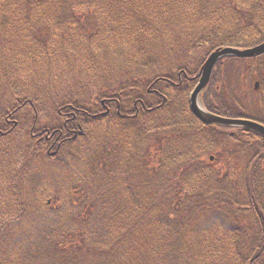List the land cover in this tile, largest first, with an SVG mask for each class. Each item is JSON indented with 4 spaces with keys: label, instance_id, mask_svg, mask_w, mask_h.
Returning a JSON list of instances; mask_svg holds the SVG:
<instances>
[{
    "label": "trees",
    "instance_id": "trees-1",
    "mask_svg": "<svg viewBox=\"0 0 264 264\" xmlns=\"http://www.w3.org/2000/svg\"><path fill=\"white\" fill-rule=\"evenodd\" d=\"M93 5L105 25L95 39L96 25L84 17ZM113 22L123 25L114 29ZM9 33L10 48L27 52L32 46L36 58L56 66H73L92 54L106 59L112 49L139 52L159 40L172 47L181 33L191 37L188 51L247 48L264 41V0H1L0 37ZM152 62L151 56L135 64L147 70ZM198 68L184 63L149 78L132 73L116 88L56 101L51 124H37L40 110L33 98L0 108V138L16 131L27 108L33 112L28 136L49 164L83 167L76 181L57 190L41 187L40 177L28 183L37 205L28 232L20 233L18 223L28 205L19 202L17 191L0 196L3 264H264V222L252 200L258 182L253 167L264 158H245L249 199L236 193L233 178L226 179L244 158H215L221 168L202 158L208 127L189 102ZM202 98L208 109H218L208 102L207 88ZM85 143L94 148L92 158ZM154 145L164 157L149 169L145 158ZM136 174L148 183L142 203ZM242 211L251 212L250 225Z\"/></svg>",
    "mask_w": 264,
    "mask_h": 264
},
{
    "label": "rangeland",
    "instance_id": "rangeland-1",
    "mask_svg": "<svg viewBox=\"0 0 264 264\" xmlns=\"http://www.w3.org/2000/svg\"><path fill=\"white\" fill-rule=\"evenodd\" d=\"M91 7L85 8V10H92L94 13L90 16H94L95 18L90 19L86 11H84V17L88 21H92L88 25H96L94 28L96 30L94 34L96 35L94 36L95 39L99 34L101 35L105 25L102 19H99V9L95 5ZM114 22V29L119 25H123L121 22H116V24ZM37 37L40 40L44 39L45 34H40ZM13 39L14 36L10 33L6 37H0V108L2 106L12 107L13 103L18 100L33 98L40 110L37 116V124L42 122L51 124L57 120L56 111L53 107L56 101L62 102L72 96L83 98L86 95L91 97L97 94L98 91H103L109 85L116 88V85L123 77L125 78L132 73L141 77L146 75V78H149L150 76L164 73L174 68L176 70L178 67L184 66V63L188 64L190 69H194L203 60L208 50V48H202L198 51L193 49L188 51L187 48L189 47V39L191 37L187 33H181L179 34V40L173 42L174 45L172 47L167 45L163 46L162 40H159L157 43L152 44L150 48L139 52H135L131 48H125L126 51L119 50L118 52L112 49L110 52L112 55L107 56L108 59L107 57L103 59L99 55L94 57L92 54L88 60L81 63L78 62L76 65L72 66V62H66V64L61 63V66H56L54 64H48L47 57L36 58L35 52H33L34 47L32 46H28V49H26L27 52L21 49L14 50V48H10L6 42L8 43ZM2 43L5 44L1 45ZM76 53L80 54L81 52L78 51ZM151 56L153 57L152 64L154 67L147 70L137 69L138 66L135 64V61L144 63ZM34 58L36 59L33 60ZM172 66L173 68H169ZM246 75L247 73H245ZM245 76L242 77V82ZM244 89L246 92L244 94V100L247 101L249 106H252L255 92L251 89V85L247 83ZM248 90L250 91L247 92ZM22 112L19 117L20 125L16 131L4 139L0 138V196L2 198L3 194V197H5L11 190L17 191L15 194L17 196L19 195V202L28 205L27 210L23 211V220L21 217L18 222L21 224L20 228L22 229L19 231L20 233L28 232L27 230L33 225L32 217H34L37 210V205L31 199L34 194L30 191L29 184L35 178L40 177L39 184L41 187L46 185L49 190H57V187L60 185L67 187L72 181H76L78 173L82 174L83 172L81 165L78 166V171L74 167L60 169L50 165L48 157L37 151L36 143L28 136V129L31 127L33 120V112L27 108ZM168 142L172 143L173 139ZM84 148L87 155L92 158L91 154L94 151L92 145L85 143ZM210 155V151H206L202 156L207 164L210 162ZM148 157H151L145 158L148 168L155 169L158 166L160 158H163L164 155L154 145L150 148ZM249 163L250 161L245 158L244 160H238L232 170L228 169V178H226L227 180L233 178L231 181L235 182L234 186H238L237 192H235L239 194V190V195L244 198L246 196V199L250 197V194L247 192L243 183L244 174ZM221 165L222 163L220 162L216 163L215 166H210L213 168H221ZM135 181L139 190V199L142 203L145 197L144 189L148 187V183L146 179L141 178L137 174ZM152 188L151 185L150 190ZM16 214L18 213H11L9 217ZM239 214L246 223L251 224L249 223L251 220L250 214L244 211ZM4 222V217L0 213V226ZM17 257L18 254H15L12 258L15 260ZM0 261L3 264L2 258Z\"/></svg>",
    "mask_w": 264,
    "mask_h": 264
},
{
    "label": "flooded vegetation",
    "instance_id": "flooded-vegetation-1",
    "mask_svg": "<svg viewBox=\"0 0 264 264\" xmlns=\"http://www.w3.org/2000/svg\"><path fill=\"white\" fill-rule=\"evenodd\" d=\"M229 62L221 59L213 70L207 88L208 102L218 109L211 111L229 118L247 119L264 126V53L256 57L234 60L230 64ZM228 75L232 76L231 80L226 77ZM243 76L245 78L242 82ZM246 83L250 84L255 92L252 106L244 100ZM227 109L232 112L226 113ZM207 130L211 142L219 145L221 158H264V150L263 155L258 154L259 148L264 147V133L243 127L229 129L222 125H211ZM253 168L258 180L255 193H252L253 211L255 210L264 222V163ZM257 213L255 216H258Z\"/></svg>",
    "mask_w": 264,
    "mask_h": 264
},
{
    "label": "water",
    "instance_id": "water-1",
    "mask_svg": "<svg viewBox=\"0 0 264 264\" xmlns=\"http://www.w3.org/2000/svg\"><path fill=\"white\" fill-rule=\"evenodd\" d=\"M262 53H264V42L251 48L240 49L234 47H219L215 51H213L204 62L201 69V77L199 83L191 93V109L193 113L205 123L224 124V125H243L246 127H252L264 133L263 125L248 120L226 118V117H220L214 115L208 112L205 109V107L199 102L200 93L208 84L213 68L220 58L228 55H233L238 57H253L260 55Z\"/></svg>",
    "mask_w": 264,
    "mask_h": 264
}]
</instances>
